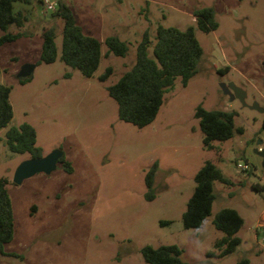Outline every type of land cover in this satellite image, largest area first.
<instances>
[{
	"label": "rangeland",
	"instance_id": "rangeland-1",
	"mask_svg": "<svg viewBox=\"0 0 264 264\" xmlns=\"http://www.w3.org/2000/svg\"><path fill=\"white\" fill-rule=\"evenodd\" d=\"M61 1L83 31L101 41L102 55L89 77L67 66L60 59L62 20L43 12L38 0L19 4L28 20L9 31L21 36L0 44V82L10 87L12 106L11 120L0 129V175L7 179L14 223L0 264H146L143 246L168 244L177 245L188 264H235L243 256L250 264H264V221L258 222L264 211V156L255 151L264 150L263 113L249 107L253 102L264 107V0ZM204 7L213 9L215 29L196 26L194 14ZM159 24L193 26L202 57L198 73L186 85L176 77L154 119L138 127L118 118L107 86L132 66L143 32L152 43ZM50 26L57 57L38 63L41 32ZM108 35L126 42L125 56L106 51ZM24 63L35 67L19 83L16 74ZM107 67L112 72L101 80ZM220 82L245 91L246 105L230 100ZM198 105L235 110V126L243 131L205 147L194 116ZM23 122L35 129L42 155L61 149L71 169L58 161L50 173L13 182L15 168L30 155L10 151L5 132ZM205 160L230 183L213 182L210 214L198 227L186 228L182 212ZM238 161H247L248 170L238 171ZM153 163L149 198L144 176ZM254 184L263 188L257 191ZM223 207L237 210L243 223L235 250L219 256L214 241L223 232L212 219Z\"/></svg>",
	"mask_w": 264,
	"mask_h": 264
},
{
	"label": "trees",
	"instance_id": "trees-1",
	"mask_svg": "<svg viewBox=\"0 0 264 264\" xmlns=\"http://www.w3.org/2000/svg\"><path fill=\"white\" fill-rule=\"evenodd\" d=\"M38 2H41L38 0ZM32 0H0V44L13 41L21 36L20 32L11 33L9 27H21L28 20L24 9L17 7L21 4H31ZM51 16L62 20L60 59L67 66L77 69L84 76H91L96 70L102 52L101 41L85 33L76 22L70 7L57 0L56 9ZM196 26L202 31H209L217 27L213 9L201 8L194 14ZM55 27L43 28L41 32V48L39 61L51 63L57 57L55 44ZM106 51L114 55L125 56L128 51L126 42L115 35L104 38ZM151 46V54L149 53ZM202 57V47L195 36L194 27L180 29L175 26L157 25L154 41L151 43L149 33L145 30L136 46L135 59L132 66L125 70L111 85L107 86L108 95L117 104L118 118L138 127L150 123L162 101L164 94L174 85L176 77L183 85L198 73L199 62ZM227 67L225 68V71ZM224 69H219L222 73ZM112 72L107 67L100 79L104 80ZM66 75H69L67 73ZM30 77L18 78L19 83L28 81ZM10 87L0 82V129L12 118V106L9 101ZM237 112L228 109H205L198 105L194 109V116L198 120L202 132V142L210 148L213 140H227L234 131L242 132L241 126H235L234 118ZM261 129L264 131V112ZM35 129L26 122L17 127H10L5 132V145L16 153L27 152L30 157L41 156V149L35 145ZM59 161H64L63 156ZM66 170L70 165L64 161ZM156 163L146 171L144 182L150 198L153 195L150 189L153 184ZM194 188L182 212V223L186 228L198 227L203 219L211 212L214 199L213 182L219 180L230 183L221 170L210 160H205L193 177ZM7 179L0 175V254L2 246L11 240L13 235V214L11 200L6 188ZM253 188L261 190L259 184ZM264 221V211L258 222ZM243 223L240 214L234 208L223 207L218 210L212 219L213 226L223 232V236L214 241V246L220 250L219 256L232 253L240 238L236 235ZM141 254L146 264H188L181 258V249L175 244L152 247L145 245ZM235 264H250L247 257H239Z\"/></svg>",
	"mask_w": 264,
	"mask_h": 264
},
{
	"label": "water",
	"instance_id": "water-1",
	"mask_svg": "<svg viewBox=\"0 0 264 264\" xmlns=\"http://www.w3.org/2000/svg\"><path fill=\"white\" fill-rule=\"evenodd\" d=\"M35 67L34 63H24L21 65L17 72V78L30 77ZM219 86L224 94L229 96L230 100L238 99L242 105H246L245 96L246 93L240 87L233 82H220ZM252 109H256L260 112H264V107L257 102H253L250 106ZM260 143V141L258 142ZM259 155L264 156V150H255ZM63 156L61 149H53L47 154L38 157H29L21 161L14 170L13 182L19 184L24 178L29 177L37 172L50 173L56 168L57 162Z\"/></svg>",
	"mask_w": 264,
	"mask_h": 264
},
{
	"label": "built area",
	"instance_id": "built-area-1",
	"mask_svg": "<svg viewBox=\"0 0 264 264\" xmlns=\"http://www.w3.org/2000/svg\"><path fill=\"white\" fill-rule=\"evenodd\" d=\"M42 11L45 13L53 12L57 7V0H40ZM238 171H246L249 168L247 161H238L235 164Z\"/></svg>",
	"mask_w": 264,
	"mask_h": 264
},
{
	"label": "crops",
	"instance_id": "crops-1",
	"mask_svg": "<svg viewBox=\"0 0 264 264\" xmlns=\"http://www.w3.org/2000/svg\"><path fill=\"white\" fill-rule=\"evenodd\" d=\"M19 6H20V5H17V7H19ZM260 187H261V188H263V186H262V185H260Z\"/></svg>",
	"mask_w": 264,
	"mask_h": 264
}]
</instances>
